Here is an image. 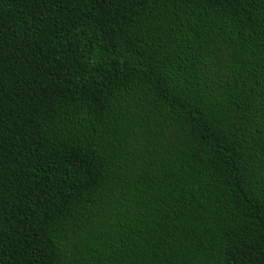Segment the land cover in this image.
I'll use <instances>...</instances> for the list:
<instances>
[{
  "label": "trees",
  "instance_id": "obj_1",
  "mask_svg": "<svg viewBox=\"0 0 264 264\" xmlns=\"http://www.w3.org/2000/svg\"><path fill=\"white\" fill-rule=\"evenodd\" d=\"M0 264H264V0H0Z\"/></svg>",
  "mask_w": 264,
  "mask_h": 264
}]
</instances>
